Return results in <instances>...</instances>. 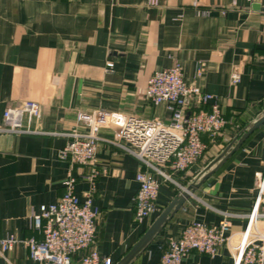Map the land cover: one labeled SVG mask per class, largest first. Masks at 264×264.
<instances>
[{
	"label": "crops",
	"instance_id": "1",
	"mask_svg": "<svg viewBox=\"0 0 264 264\" xmlns=\"http://www.w3.org/2000/svg\"><path fill=\"white\" fill-rule=\"evenodd\" d=\"M0 0V125L3 111L25 100L41 105V133L0 132V236L39 237L30 214L56 202L68 172L83 199L95 167L92 206L99 211L96 248L114 264L130 250L160 212L199 177L236 134L264 113V0ZM210 9L199 15L192 4ZM226 13L223 15L221 10ZM204 69L195 75L196 62ZM112 62L111 67L106 63ZM178 63L185 83L219 98L228 125L187 170L159 181L157 209L134 222V179L143 168L133 154L100 142L93 164L58 158L79 112L119 111L167 122L164 104L145 97L149 75ZM237 69L238 83L230 73ZM110 136V129H102ZM264 172V123L182 203L130 264H159L163 248L193 220L217 224L223 213L230 231L243 230ZM0 264H36L22 243ZM181 264H234L226 246L214 256L190 252Z\"/></svg>",
	"mask_w": 264,
	"mask_h": 264
},
{
	"label": "built area",
	"instance_id": "2",
	"mask_svg": "<svg viewBox=\"0 0 264 264\" xmlns=\"http://www.w3.org/2000/svg\"><path fill=\"white\" fill-rule=\"evenodd\" d=\"M157 6L158 0H148ZM199 15L210 9L192 4ZM224 15L226 11L221 10ZM107 67L112 62L106 63ZM204 69L198 61L195 75ZM237 69L230 73L231 83H238ZM145 97L154 106L164 104L169 120L142 119L119 111L97 109L79 112L78 126L66 135L67 142L58 150V158L73 165L93 164L100 142L114 144L138 158L143 168L136 171L134 179L138 189L133 197L134 222L142 223L156 209L159 181L156 176L171 180L174 172L187 170L202 157L206 144L201 136L211 141L228 125L218 96L204 91L198 85L185 83L178 63L154 70L145 86ZM41 105L35 100H25L18 106L3 111L0 132L41 133L37 126ZM102 129H110V136ZM103 173L93 168L85 176L89 187L83 199L74 192L76 177L71 172L63 180L64 191L60 198L42 205L30 214V225L39 237L18 238L9 233L0 236V257L15 244L22 243L28 257L36 264H114L110 257L102 256L96 248V230L99 211L92 206L96 178ZM256 194L243 230L230 231V217L224 212L217 224L193 220L187 223L176 238L169 239L159 258V264H181L184 256L198 252L214 256L221 246H226L234 264H264V172L256 173Z\"/></svg>",
	"mask_w": 264,
	"mask_h": 264
},
{
	"label": "water",
	"instance_id": "3",
	"mask_svg": "<svg viewBox=\"0 0 264 264\" xmlns=\"http://www.w3.org/2000/svg\"><path fill=\"white\" fill-rule=\"evenodd\" d=\"M264 123V113L249 125L243 127L236 134H230L232 140L223 150L213 158L207 165L199 180L185 187L153 220L150 226L143 232L137 242L130 250L117 262V264H130V262L149 244L156 233L168 221V219L176 212L182 203L189 197L190 192L199 187L206 178H208L220 165H222L244 142V140L255 129Z\"/></svg>",
	"mask_w": 264,
	"mask_h": 264
}]
</instances>
